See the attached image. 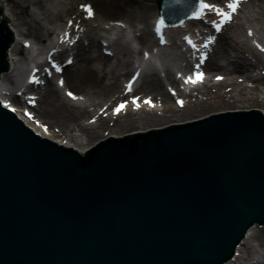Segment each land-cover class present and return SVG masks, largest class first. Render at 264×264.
Here are the masks:
<instances>
[{
    "label": "water",
    "instance_id": "1",
    "mask_svg": "<svg viewBox=\"0 0 264 264\" xmlns=\"http://www.w3.org/2000/svg\"><path fill=\"white\" fill-rule=\"evenodd\" d=\"M10 119L0 109V264H209L264 213V127L254 121L173 126L81 157ZM52 193L82 211L56 218ZM263 238L255 225L238 247Z\"/></svg>",
    "mask_w": 264,
    "mask_h": 264
},
{
    "label": "bare ground",
    "instance_id": "2",
    "mask_svg": "<svg viewBox=\"0 0 264 264\" xmlns=\"http://www.w3.org/2000/svg\"><path fill=\"white\" fill-rule=\"evenodd\" d=\"M45 1L0 0V4L4 8L5 15L9 18L10 27L16 39V42L8 52L11 70L2 76L0 82V100L10 101L12 106L17 107L18 105H22L20 99L17 97L14 98L9 92L10 88L15 85L14 71L21 69H17V63L20 61V56L24 55V46L19 47V44L30 41V39H33L37 43H44L52 34L56 33V30L67 28V23L70 20H75V23H78V19L81 18L82 27L86 23V19H84L85 14H82L78 8L74 9L76 0H70L68 6V0H50L53 2L51 7H47ZM158 1L95 0L96 3H102L105 6L104 16L114 21L123 18L135 20L138 17L140 19H146L149 12L157 6ZM218 1L220 0H212V2ZM28 7H33L41 15H44L45 23L39 20V16L35 11L30 10L26 12L25 10L26 14H23V10ZM53 16L66 18V25L62 27L51 25ZM96 37H98L96 33L90 37L91 45L89 49L82 46V44H78L74 49H68L64 46L60 47L65 49L59 56L70 52L75 60V64L66 68L62 74V76L66 74L64 78L66 83L65 89L69 90L67 88L69 84L77 85L79 91L76 94L82 95L84 102L71 103L61 96L59 89L54 84L50 83L49 87L41 94L38 100L39 111H37V117H39L37 120H43L41 123L48 126L49 134L35 127L34 124L32 126L33 130L45 138L65 146H91L108 137H121L133 132L163 127L169 124L183 123L218 112L256 108L264 113V90L260 89L259 86L248 87L244 84V82L250 81H264V76L258 74L253 75L251 73V70L255 72L260 66L263 67L261 70H264V63L260 58L256 59V64L249 61L244 55L245 52L250 51L254 58L258 54L256 55L248 46L245 48L246 46L240 45L236 40L226 39V36H223L221 38V47L217 53V55L221 54V57L214 56L207 63L206 68L209 72L215 73L213 78L227 75L228 77L225 81L231 88L230 91L227 92L223 88V82L209 85L204 84L189 96L185 97L188 102L183 109L179 110L169 104V96H166L164 92V89H166L165 83H168V86L173 88L177 84V80L171 70L169 68L166 69L165 78H162L157 72H148L140 76L136 94H140L144 92V89H147L151 90L147 95L152 96L155 92V98L159 96L164 98L166 106L162 113H158V111H141L136 114L128 113L123 119L118 120L112 126L102 118L96 121V123L87 124L86 122L93 118L96 111L98 112L103 106L108 105L114 97L116 99L121 97L124 90L121 80L123 77L127 80L134 70L133 61L130 58L117 61L116 65H111L110 57H107L103 53H98L96 56L92 54L91 51L95 49H100V52H103L104 49L112 50L110 43L105 48L98 42L97 45ZM139 41L153 42L152 35L150 33H144L139 37ZM232 43H235L236 49H239V54H236V57L240 59L242 68L245 69L243 72L239 71L235 62H229V49L225 45H228V48H230ZM43 46L46 47L47 45L45 44ZM75 65H77L76 69H71ZM237 72H240V74L236 78H233L232 76ZM242 77L244 78V82L240 83L239 78ZM140 89L141 91L138 92ZM19 112L18 116L21 120L30 125L31 121L24 118ZM105 132L108 133L105 134ZM257 241L263 242L264 238ZM235 252L241 255H254L250 243L237 247ZM236 253L234 258L224 264H240L239 257H236ZM253 259L255 257L251 258V260Z\"/></svg>",
    "mask_w": 264,
    "mask_h": 264
},
{
    "label": "rangeland",
    "instance_id": "3",
    "mask_svg": "<svg viewBox=\"0 0 264 264\" xmlns=\"http://www.w3.org/2000/svg\"><path fill=\"white\" fill-rule=\"evenodd\" d=\"M56 1H58V0H56ZM68 2H70V0L67 1V6H68ZM85 2L92 3V5L94 6V8L96 9V12H97L96 19L87 23V26H86L87 29L91 30V33H89V35L92 36L94 33L102 34L101 29H102V27H104L106 25L104 23L107 22V20H108V18L104 16L105 6L102 3H100V4L96 3L95 0H76L75 4L77 5V4H82ZM45 3H46L47 7H51V4L53 2L50 0H46ZM25 10H26V12H29L30 10L35 11L36 14L39 16V20H41V21H43V23H45V19H44L45 16L41 15L40 12H38V10H35L33 7H30V8L28 7V8H25L23 10V14H26ZM155 13H156V8H155V10L153 9L149 12L146 19H140L139 17L135 20H127L128 18L122 19L125 22V24H127L130 32L133 33V35L135 34V41L139 47H142L143 43L139 41L138 37L143 32H148V30H150L151 18L155 15ZM136 16H138V14H136ZM65 20L63 17L58 18V17L53 16L52 17L53 22L51 25H55V26L63 25L65 23ZM249 27L254 28L258 37L264 40V0H248V2L244 5L240 20H238V22H236L234 27L231 28V30H228L226 32V34H224V36H226V39L227 38L229 39V37H232L234 40L239 42L240 45L246 46L245 48H247V46L251 48V44L247 43L244 39L246 29ZM125 38L126 37H125V31L124 30L115 31L114 39L118 43V49L116 50L117 51L116 54L113 57L109 58L111 65H116L117 61L126 60L128 57H131V58L132 57H140V53H141L140 50L134 52L132 50V46H131L130 42L125 40ZM31 40H33V39H31ZM90 42L91 41H89V40L84 41V43H82V46L89 49V47L91 45V44H89ZM45 43L47 44L48 40ZM98 43L96 41L97 45H98ZM220 47H221V42L215 50L216 51L215 55L218 58L221 57V54L217 55L218 49ZM225 47L227 49H229L228 50L229 51V55H228L229 62L230 61L235 62L236 66L239 68V71L243 72L244 68H242V64L240 63V59H238L236 57V54H239V49H236L235 43H232L230 48H228V45L227 46L225 45ZM114 52H115V50H114ZM91 53L96 56V55H98V53H100V49L92 50ZM27 54H28V51H25V55H27ZM161 55H162L163 63H165L166 65L171 67L172 63H173V65L175 64V66L178 64L177 59H176V53L173 49H166L164 51H161ZM246 55L252 60L253 63L255 62V59L252 57V55H250V53H246ZM262 60L264 61V56L262 57ZM76 66L77 65H75L74 68L72 67L71 69H76ZM261 69H262V67H260L256 72L258 74L263 73L264 70L260 72ZM156 72L159 74L158 71H156ZM239 74H240V72H237L232 77L236 78V76H238ZM123 80H124V78H122L121 83L123 82ZM241 80H243V78L239 79V81H241ZM223 83H224V85H223L224 89H227V90L230 89L226 81ZM165 84H167V83H165ZM245 84L248 85L249 87L252 85V83H245ZM258 85L260 86L261 89L264 90V81L260 82V84H258ZM69 88H70V90H72L73 92H76V93L79 91V89L77 88V85H75V84H69ZM138 91H141V89ZM60 92H61V96L63 98H65L62 91H60ZM149 92H151V90H147V89L145 90L144 89V92H142V94H148ZM164 92H165V95L167 96L166 89H164ZM153 94L155 95L156 93L154 92ZM168 98H169L168 99L169 104L174 106L173 100H171L170 97H168ZM263 244H264V241L263 242L262 241L251 242L252 250L254 252H257V253H260V252L264 253V246H262Z\"/></svg>",
    "mask_w": 264,
    "mask_h": 264
},
{
    "label": "snow or ice",
    "instance_id": "4",
    "mask_svg": "<svg viewBox=\"0 0 264 264\" xmlns=\"http://www.w3.org/2000/svg\"><path fill=\"white\" fill-rule=\"evenodd\" d=\"M242 3H243V0H226V3L223 6H218L217 4L207 3L206 0H200L199 6H198V8H197V10L194 13V16L192 18L197 19V20H203L206 12L207 13H214L218 19L213 20L211 22V27L215 30V32L220 33L226 24H229L232 22L234 15L237 13V11H238V9ZM82 7H85V6H82ZM225 9H227V10H225ZM85 10L87 11L89 18L94 16V12H93V9L91 6H86ZM163 23L164 22L162 20H159L157 22V26L155 28V31L160 36V43L165 44V43H167V41L164 39V36L162 34ZM205 23H207V21H205ZM71 26H72L71 22H69V27H71ZM121 27H125V25L121 24ZM81 31H82V29H81ZM65 35H68V33H65ZM248 35H252L251 31L248 32ZM184 39L186 40V42L188 43V45L191 48L199 51L196 43L190 37H184ZM215 42H216V37L215 36H209V37H207L206 42L203 43V47L207 49L209 47V45L214 44ZM257 47L260 48V51L264 52V47H260V45H257ZM148 55H149L148 52L144 53L145 58H147ZM206 59H207L206 53H202L199 57V63H197L195 65V69H197V72L195 73V78H193V76L190 75L185 80V83H197L202 79L203 73L200 72L199 69L201 68V65L204 63V61ZM68 63L71 64L72 61L69 60ZM52 67L56 68L57 71H60V69L56 65H52ZM138 77H139V73L137 72L132 77V81H130L129 84L126 85L128 91H131V84ZM217 79L218 80L222 79V77H217ZM32 82L39 83L38 80H33ZM63 84H64V81L61 80L60 85L63 86ZM67 95L73 99L78 98L72 92H68ZM138 99H139V97H135L132 101L133 104H136L137 107H139V105L137 104ZM145 103L151 104V100L150 99L145 100ZM179 103L181 104V106H183L182 101H179ZM4 107L7 108V107H10V105L5 103ZM125 107H126L125 103H120L115 108V112L119 113ZM12 110L15 111V109H12ZM45 130H47V129H45Z\"/></svg>",
    "mask_w": 264,
    "mask_h": 264
}]
</instances>
